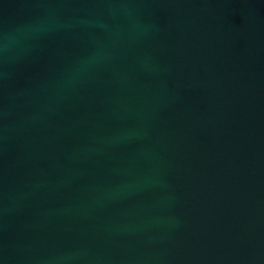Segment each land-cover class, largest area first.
Listing matches in <instances>:
<instances>
[{
    "label": "water",
    "instance_id": "1",
    "mask_svg": "<svg viewBox=\"0 0 264 264\" xmlns=\"http://www.w3.org/2000/svg\"><path fill=\"white\" fill-rule=\"evenodd\" d=\"M0 264H264V0H0Z\"/></svg>",
    "mask_w": 264,
    "mask_h": 264
}]
</instances>
